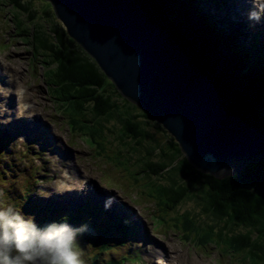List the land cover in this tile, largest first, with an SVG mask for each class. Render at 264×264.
Masks as SVG:
<instances>
[{"label":"trees","instance_id":"16d2710c","mask_svg":"<svg viewBox=\"0 0 264 264\" xmlns=\"http://www.w3.org/2000/svg\"><path fill=\"white\" fill-rule=\"evenodd\" d=\"M2 1L9 6L17 34L46 65L50 88L70 101L67 111L75 122L100 143L107 138L114 142L112 163L120 162L121 155L130 171L136 165L145 172L169 205L166 214L177 212L183 233L195 227L197 238L205 236L216 246L234 245L247 251L241 255L248 261L264 263V162L247 166L239 181L199 171L174 138L124 98L94 59L66 35L49 1ZM138 2L216 85L224 107L264 132V60L260 57L246 69V55L210 21L198 0ZM186 203L195 208L178 209Z\"/></svg>","mask_w":264,"mask_h":264},{"label":"water","instance_id":"95a60500","mask_svg":"<svg viewBox=\"0 0 264 264\" xmlns=\"http://www.w3.org/2000/svg\"><path fill=\"white\" fill-rule=\"evenodd\" d=\"M46 1L66 35L124 98L167 128L199 171L223 179L264 162V132L224 107L211 79L138 0Z\"/></svg>","mask_w":264,"mask_h":264},{"label":"rangeland","instance_id":"374dc122","mask_svg":"<svg viewBox=\"0 0 264 264\" xmlns=\"http://www.w3.org/2000/svg\"><path fill=\"white\" fill-rule=\"evenodd\" d=\"M238 1L239 0H232V3H235ZM259 3H260L259 0H256L254 6L256 7ZM236 5H237L236 12H234L233 7L228 9V12L226 14H228L229 17H233V16L238 17V18L241 17V16H239L240 15L239 9L242 8V5L241 4H239V5L236 4ZM224 6H226V4L223 6L211 5V9L213 12L223 13L224 9H222V7H224ZM10 14H11V12L9 11V6H6L3 3V1L0 0V52L4 53L3 55L6 56V58L9 60V62H11L12 64H16L20 67V69H21L20 71L22 73V78L25 81H27V83L30 85L31 88H33V87L37 88V96L40 98L41 108L42 109L44 108L49 114H52V116L56 117V122L61 127L60 131L66 136L65 139L68 140V139L72 138V136H71L72 133L70 134L69 129H68L67 124H66V119H67L68 113H69V116H71L70 111L69 110L66 111L67 105L70 102H68V103H67V101L65 102L63 100V98H64L63 96L48 94L47 90H48V87L50 89V86H48V84L44 80L43 74H41V73L45 72L46 65L44 63L42 64L40 59H36V60L30 59L31 58L30 52L32 51V48L28 43L29 41L24 40L23 36H19V34L16 33L17 30L14 31V29H12L13 23L9 20ZM229 14H231V15H229ZM11 17H12V15H11ZM241 18L243 20V17H241ZM10 28L12 29L11 32L10 31L7 32V30H9ZM15 29H18V28H15ZM33 66H34V68H32ZM33 73H35V76L33 77L35 80V84L37 83L39 86L32 84V83H34L33 79L31 78V74L33 76ZM50 91H51V89H50ZM54 98H57L58 101L55 100ZM71 118H74V116H71ZM97 134H99V133H97ZM82 139H79V137L73 138L74 144H72V146H69V147L66 145V147H68L74 153L72 160H69L66 162L67 165H69V167L74 168V169H76V167H77L80 170H87V171L93 170V171H89V172L93 173L97 178H108L111 181L113 180L116 182V185L118 186V188H121L123 190H127L126 193L134 195L133 190L131 189V187H128L129 184L124 180L123 174L116 170L117 167L115 165H113L112 161L109 159L106 160V161H109V162H107L108 167L112 170V171H109L108 168H105L107 163L103 159L100 158V155L97 154V152H95L92 148H89V146H92V142L90 140H87L85 135L82 137ZM63 141L65 143V140H63ZM97 141H99V140L96 139V143H97ZM101 143H102L103 148H105V147L108 148L109 143L107 142V140H106V142L102 141ZM36 146L39 147L38 144ZM23 148H25V150H22V149L12 150L11 153L14 154L13 157H14V160L16 162L22 161L26 158H32V159L40 162V160L38 159V156L34 155L35 150H33V148H28V147L26 148V145H24ZM122 148L124 149L123 146H122ZM128 149H130V148H128ZM91 152H93V155H90ZM4 155H7V154L4 153ZM44 155L47 159V161L44 164L48 163V167L43 166V169L46 173L47 179L43 183L40 181V182H38L39 183L38 185L36 184L39 188H44L47 186L48 183H51L52 181H54L55 180V174H58V172L62 170L61 166L58 165V162L55 161V159H56L55 155L56 154L54 153V149L51 151L50 150L46 151ZM0 161H4V158H1V156H0ZM101 168L104 169V174L100 173ZM0 172H2V171H0ZM14 172L15 171H8L5 174L8 177V176H11L12 174H14ZM230 173H232V175H234V176L237 175V173L234 171H231ZM7 177L4 178L3 180H6ZM20 177L21 178H18V180L15 177H13L16 180V182H14V183L11 181V179H8V181L10 183L7 181H4V184H6V187L10 189L9 193L12 194V192L14 191L15 198L13 200H11V198H10L11 196H8L4 201L1 202L2 203L1 205H8V204L13 203V205L17 209L22 210L26 214H31V212L25 211V209L27 210L28 208H30L28 202L32 201L33 203H36L37 200L34 199V191H32L31 189H28L27 191L24 192V191L17 188V186L24 185V182L26 180L25 176L21 175ZM0 179H1V177H0ZM137 202H138V204H141V199H138ZM142 205H143L141 207L142 211L147 215V210L145 209L146 204H142ZM184 205H185L184 210H187V209L190 210V209L195 208V207H193L194 204L192 205V204L186 203ZM46 206H48V203H46ZM148 218L151 219V221L153 222V218H151V216H148ZM35 221H37V220H35ZM167 224L168 223L166 222L165 226H168ZM165 226H163V227H165ZM170 226H171L172 230L170 229V227H169V229L167 227L163 228V229H165V232L167 234L166 236H167V238L169 237V241H171V243H173L171 250L173 251V254H172L173 257H175V258H178V255L180 254V255L186 256L189 259H194L195 261H198L201 258V255H200L201 251L216 252V251H213V250H215V247H218V246L223 247L224 246L223 244H221V242H219V244H217V246L213 245V243L208 242V240H207L208 238L205 236L197 238L196 236L193 235L195 227H193L190 230L189 234H185V233H183L184 229H183L182 224L174 222ZM156 227H157V229L160 228L158 226H156ZM181 236H182V238H181ZM178 237H179L178 242L180 244L177 243V240H176ZM228 253H232V252H228ZM109 254H103V255L109 256ZM127 255L133 261H137L136 257H139V256L142 257V255L139 252H137L136 257H133L129 254H127ZM214 256L216 257V255H214ZM240 256L243 259L247 260L243 255L240 254ZM194 257H196V258H194ZM225 258H224V262L227 260V264H233V263L234 264H243L242 262L238 261L237 259H234L232 262L231 260H229L227 258L225 259ZM213 259L214 258H210V259L204 258V260H207L209 263H213L214 262ZM253 263H258V262H253ZM134 264H136V263L134 262ZM200 264H202V263H200ZM259 264H264V263H259Z\"/></svg>","mask_w":264,"mask_h":264},{"label":"clouds","instance_id":"9594fccd","mask_svg":"<svg viewBox=\"0 0 264 264\" xmlns=\"http://www.w3.org/2000/svg\"><path fill=\"white\" fill-rule=\"evenodd\" d=\"M264 5L249 18L259 21ZM89 226L61 221L37 224L13 204L0 205V264H83L79 237Z\"/></svg>","mask_w":264,"mask_h":264},{"label":"bare ground","instance_id":"6f19581e","mask_svg":"<svg viewBox=\"0 0 264 264\" xmlns=\"http://www.w3.org/2000/svg\"><path fill=\"white\" fill-rule=\"evenodd\" d=\"M239 4H241L242 7H244V6L246 7L247 6V4H245L244 2L239 3ZM232 7H233L234 12H236L237 5L236 4H235V6L232 5ZM248 8H249V5H248ZM226 15L228 16V14H226ZM229 15H231V14H229ZM241 17H243V20H242L241 24H245L244 21L247 19V17L246 16H243V15H241ZM5 65L9 66L6 63H5ZM1 70L2 69L0 68V71ZM18 71H20V70H18ZM1 72H3V71H1ZM37 122L38 121H36L35 124H37ZM23 126H24V124L23 123H20L19 124V129H22ZM44 128L48 131V128L47 127L44 126ZM164 129L167 130L166 127H164ZM11 133H12L11 130H7L6 133H0V136H2V138H1L2 139L1 140L2 143H8L10 141L9 138H8V136ZM50 137H52V136H50ZM54 138L57 139L58 136H55ZM60 148H61V150L59 149L60 152H57V153L55 152L56 154H58V157H59L58 164L66 172H70V167L69 166H66L63 162L69 161L68 158H71L72 157V153H70L68 151V149L66 147H64V146H61ZM55 151H56V149H55ZM2 155H4V153L2 151V148L0 147V156H1V158H3ZM4 156L6 158H8V160H9L10 163H13V161L9 158L8 155H4ZM0 162H2V161H0ZM2 168L5 169V167H2ZM55 177H56V181L53 183V186L50 185V187H49V190H50V193H49L50 196H49V200H48L49 203L54 204V203L58 202V200H56V197L54 195V194H56V192L61 193V195L70 194L73 197V199H77L81 195V192H78L79 191L78 188H82V189L87 188V184H85L83 181L79 180L78 178H76V176H73L72 174L70 176L64 175V174L55 175ZM69 190H72V191L69 192ZM109 200H111V199H109ZM71 217H73V216H71ZM133 218L137 221L136 214H133ZM148 248H149L150 253L154 257H157V255L160 253L158 249L153 248L152 246L150 247L148 245ZM189 261L192 262V263H195L196 262L194 259H190Z\"/></svg>","mask_w":264,"mask_h":264}]
</instances>
